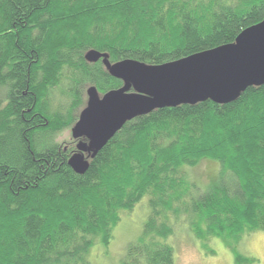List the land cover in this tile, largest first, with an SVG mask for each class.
<instances>
[{
  "label": "trees",
  "instance_id": "trees-1",
  "mask_svg": "<svg viewBox=\"0 0 264 264\" xmlns=\"http://www.w3.org/2000/svg\"><path fill=\"white\" fill-rule=\"evenodd\" d=\"M264 21V0H0V264H90L121 216L146 198L142 231L121 264H174L184 228L208 255L264 231V86L229 105L161 109L127 123L76 175L70 131L89 87L122 83L111 64L160 66L232 44ZM56 141V142H55ZM217 164L203 191L187 168Z\"/></svg>",
  "mask_w": 264,
  "mask_h": 264
},
{
  "label": "water",
  "instance_id": "water-1",
  "mask_svg": "<svg viewBox=\"0 0 264 264\" xmlns=\"http://www.w3.org/2000/svg\"><path fill=\"white\" fill-rule=\"evenodd\" d=\"M264 21L245 29L232 44L187 58L150 66L133 60L111 64L96 51L84 55L87 64H101L106 73L122 83L120 89L100 95L89 87L85 104L70 130L76 152L67 165L84 175L90 162L129 122L161 109L194 107L206 102L225 106L236 102L249 88L264 86Z\"/></svg>",
  "mask_w": 264,
  "mask_h": 264
},
{
  "label": "rangeland",
  "instance_id": "rangeland-1",
  "mask_svg": "<svg viewBox=\"0 0 264 264\" xmlns=\"http://www.w3.org/2000/svg\"><path fill=\"white\" fill-rule=\"evenodd\" d=\"M69 141H71L70 131L57 137L59 144ZM217 167L216 163L203 161L195 168H187V179L191 182L196 181L195 183L205 191L213 182ZM147 213L145 198L133 212L121 216L120 222L112 231V240L108 247L103 248L96 244L91 248L87 257L88 262L90 264H121L127 245L138 239ZM170 240L174 247V264H234L233 246L229 243L227 246L221 240H212L207 245V249L214 252V255L210 256L182 227L175 230ZM235 251L242 258L254 260L252 264H264V231L243 238Z\"/></svg>",
  "mask_w": 264,
  "mask_h": 264
},
{
  "label": "snow or ice",
  "instance_id": "snow-or-ice-1",
  "mask_svg": "<svg viewBox=\"0 0 264 264\" xmlns=\"http://www.w3.org/2000/svg\"><path fill=\"white\" fill-rule=\"evenodd\" d=\"M241 42L246 40H256L261 44V41L264 40V36L260 35L259 37H250L247 33L240 37Z\"/></svg>",
  "mask_w": 264,
  "mask_h": 264
},
{
  "label": "flooded vegetation",
  "instance_id": "flooded-vegetation-1",
  "mask_svg": "<svg viewBox=\"0 0 264 264\" xmlns=\"http://www.w3.org/2000/svg\"><path fill=\"white\" fill-rule=\"evenodd\" d=\"M71 142H72V143H77L76 141H73L72 139H71Z\"/></svg>",
  "mask_w": 264,
  "mask_h": 264
}]
</instances>
